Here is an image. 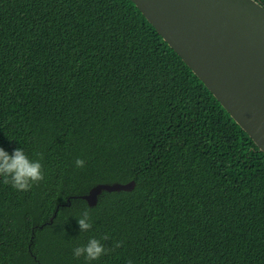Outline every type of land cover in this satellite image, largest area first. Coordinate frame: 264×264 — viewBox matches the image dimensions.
Here are the masks:
<instances>
[{
    "label": "trees",
    "instance_id": "obj_1",
    "mask_svg": "<svg viewBox=\"0 0 264 264\" xmlns=\"http://www.w3.org/2000/svg\"><path fill=\"white\" fill-rule=\"evenodd\" d=\"M0 147L44 173L0 177V264H264V153L131 0H0Z\"/></svg>",
    "mask_w": 264,
    "mask_h": 264
},
{
    "label": "water",
    "instance_id": "obj_2",
    "mask_svg": "<svg viewBox=\"0 0 264 264\" xmlns=\"http://www.w3.org/2000/svg\"><path fill=\"white\" fill-rule=\"evenodd\" d=\"M131 1L264 153V7L257 0ZM134 186L133 179L96 183L80 198L94 206L102 191Z\"/></svg>",
    "mask_w": 264,
    "mask_h": 264
},
{
    "label": "clouds",
    "instance_id": "obj_3",
    "mask_svg": "<svg viewBox=\"0 0 264 264\" xmlns=\"http://www.w3.org/2000/svg\"><path fill=\"white\" fill-rule=\"evenodd\" d=\"M75 165L78 168H83L85 161L77 158ZM0 177L3 178L5 185L11 184L16 190L26 192L34 184L44 180L43 166L40 160L31 159L21 147L14 149L11 154L3 147H0ZM77 222L80 232H85L92 228L90 213L87 209L77 217ZM108 239V236H104L101 239L90 238L85 245L73 249L74 256L77 258L83 256L88 261L98 260L108 251L113 250L104 244V241ZM121 244V241H117L115 247H120ZM127 264H133V262L129 260Z\"/></svg>",
    "mask_w": 264,
    "mask_h": 264
},
{
    "label": "flooded vegetation",
    "instance_id": "obj_4",
    "mask_svg": "<svg viewBox=\"0 0 264 264\" xmlns=\"http://www.w3.org/2000/svg\"><path fill=\"white\" fill-rule=\"evenodd\" d=\"M259 3H260V1L259 0H257Z\"/></svg>",
    "mask_w": 264,
    "mask_h": 264
}]
</instances>
